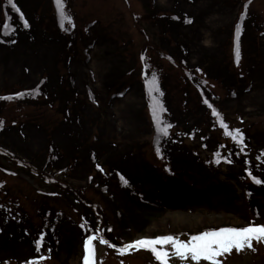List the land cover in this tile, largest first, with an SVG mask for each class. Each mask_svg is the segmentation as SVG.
<instances>
[{"label": "rangeland", "instance_id": "374dc122", "mask_svg": "<svg viewBox=\"0 0 264 264\" xmlns=\"http://www.w3.org/2000/svg\"><path fill=\"white\" fill-rule=\"evenodd\" d=\"M63 2L71 24L52 0H15L20 13L0 0V97L8 98L0 99V149L82 194L75 199L4 161L18 175L0 171L8 182L0 195V262L27 263L51 248V261L82 264V241L95 219L81 199L102 206L104 236L118 246L264 224V183L248 175L264 181V0ZM239 21L236 66L228 54ZM158 50L191 69L197 85L178 82L181 73ZM153 76L159 92L149 91ZM153 97L171 124L167 136L153 121ZM205 99L223 112L229 130L241 129L246 155L223 138ZM37 106L34 120L21 122ZM154 154L166 165H148ZM106 252L97 240L98 264H121ZM262 255L233 251L221 259L252 264ZM151 260L140 251L123 262Z\"/></svg>", "mask_w": 264, "mask_h": 264}, {"label": "snow or ice", "instance_id": "6c2138e0", "mask_svg": "<svg viewBox=\"0 0 264 264\" xmlns=\"http://www.w3.org/2000/svg\"><path fill=\"white\" fill-rule=\"evenodd\" d=\"M7 3L12 10L20 13V9L15 3V0H7ZM54 3L57 7V12L60 18L65 21V23L71 24V17L65 11L63 0H54ZM250 3L251 0H249V4ZM247 8L248 4L244 6V15L247 14ZM21 19L23 20V14H21ZM173 19H177V17H173ZM23 22L24 27H30L27 20H23ZM184 22L186 24H191L192 20L186 19ZM61 27H64V25L62 24ZM239 37L240 26L237 25L235 43L237 64H239L240 59ZM197 71L200 70L197 69ZM36 91L38 92V90ZM149 91L159 92L155 76H153L152 80L149 82ZM18 95L22 96L23 93ZM233 95H235V93H233ZM0 99L8 98L0 97ZM204 104L212 110L211 114L217 117L220 127L225 130L224 135L229 137L231 141L239 147L240 152L246 155L245 149L247 144L245 143V136L241 129L235 128L229 130V126L225 123L223 118H221L220 113L208 102L207 99L204 100ZM163 111L164 109L161 103L153 97V121L156 124L157 132L163 136H167L171 124H166L161 120L160 114ZM0 125H2V122H0ZM157 154H159V151H157ZM219 155L220 154L217 153L218 157ZM229 155L232 154L230 153ZM261 155H264V153ZM220 162V159H217L216 163ZM224 162L231 164L232 160L225 158ZM97 167H99V165H97ZM166 170L171 171L170 169ZM248 175L255 184L260 185L264 183V181L253 175L251 171L248 172ZM121 179L124 180L123 177ZM124 183L127 184V181L124 180ZM80 227L83 228L84 225H81ZM95 231L96 234H88L82 241V264H98L96 259V245L94 243L97 240H99V244L101 245H107L110 248H114L121 256L130 254L133 251H148L152 254L158 264H170V259L173 257L179 259L183 264H201L202 261L206 262V264H223L221 258L231 255L233 251L237 254H240L245 250L255 252L257 249L254 245L264 244V224H257L255 222H251L243 227H221L218 230L204 231L197 235H191L187 240H182L174 235H160L155 238L145 237L136 239L131 243L123 244L121 247H117L115 244L110 243V241L105 239L103 235H98V229ZM108 231L110 232L112 229L109 228ZM43 241V236L36 240L35 251L37 253H39L41 248L44 247ZM51 252L52 249L48 248L47 254H42L38 259L28 261L27 264H42L43 261L51 258ZM121 264H124L123 260H121Z\"/></svg>", "mask_w": 264, "mask_h": 264}, {"label": "trees", "instance_id": "16d2710c", "mask_svg": "<svg viewBox=\"0 0 264 264\" xmlns=\"http://www.w3.org/2000/svg\"><path fill=\"white\" fill-rule=\"evenodd\" d=\"M6 160H10L11 162L15 163L17 168L21 167V168H23L25 170L30 171V173L33 175L34 179H36L37 181H45V180H48V179L52 178L50 175H48V174H46L44 172H40V171H38V170L26 165L24 162L15 161L9 154H7L6 152L0 151V168L1 169L5 168V165H3V162L6 161ZM53 180H54L55 185H57L58 187H61V188L64 187L62 185V183H60L58 180H56V179H53ZM65 191H66V189H65ZM75 191H77V190H74V192ZM73 194L76 196L75 193H73Z\"/></svg>", "mask_w": 264, "mask_h": 264}]
</instances>
